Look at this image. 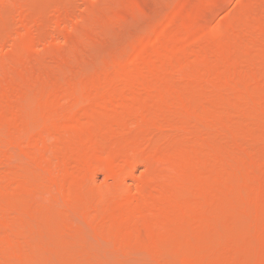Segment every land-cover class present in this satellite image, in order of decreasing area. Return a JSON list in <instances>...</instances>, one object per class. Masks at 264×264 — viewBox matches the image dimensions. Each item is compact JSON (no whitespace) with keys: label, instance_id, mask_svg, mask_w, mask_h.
<instances>
[{"label":"bare ground","instance_id":"bare-ground-1","mask_svg":"<svg viewBox=\"0 0 264 264\" xmlns=\"http://www.w3.org/2000/svg\"><path fill=\"white\" fill-rule=\"evenodd\" d=\"M22 1L0 0V22L9 2L17 15L0 24V264H218L222 233L247 243L239 212L264 192V0H241L214 28L226 0H182L191 19L163 15L90 77V47L111 22L146 17L141 2L42 14ZM53 45L50 60L33 57Z\"/></svg>","mask_w":264,"mask_h":264},{"label":"rangeland","instance_id":"rangeland-1","mask_svg":"<svg viewBox=\"0 0 264 264\" xmlns=\"http://www.w3.org/2000/svg\"><path fill=\"white\" fill-rule=\"evenodd\" d=\"M36 1L33 0V2L36 3L33 6L34 10L37 13H42V14L48 13L51 10V8L54 5H56L57 3L69 2V0H47V3H46V0H36ZM112 1L113 0H111V3H113ZM126 1H128V0H126ZM136 1H140L141 4L143 5V7L148 12L147 14H145L146 17L143 15V16H140L137 18H134V17L132 19L129 18L130 20L129 19L128 20H125V19H123V20L119 19L118 20L117 19L118 21L115 20L114 22H111V24H109V27H111V28H109V31H107V33L104 32L105 38H106V36L108 37V40L106 38V41H108V42H104L106 45L105 44L94 45V47H90V48H92V50L90 51L89 56H92V59L89 62L85 63L84 68L82 70V74L84 73L83 75L85 77H90L94 74L100 73V70L101 71L105 70L104 69L105 66H107L111 62L118 60L120 57H122V55L125 54L124 52H128L129 49L130 50L133 49L134 46L139 43V41H141L146 36L148 37L151 34L153 27H155V25L159 22L158 20L161 19L160 21H163L166 19L165 16L168 17V15L170 16V14L175 15V13L176 12L178 13V11H181L184 16L188 15V12L185 13L186 10L188 11L187 7H185V5H182L183 3L181 4V2H183L182 0H152V1H148L149 3H146V1H144V0H136ZM22 2H24V1H22ZM25 2H26V0H25ZM28 2H30V1H27V3ZM82 2H83L82 0H71L69 4L72 3L73 5H75V7L77 9H79V10L82 9L81 11L84 12V10L86 8L84 7V9H83V6H85V4H84V2L83 3ZM103 2H104L103 0H94V1L91 0V2L88 4V6L92 7L94 5L95 6L101 5V7H104V6H102ZM143 2H145L147 5L144 4ZM150 2H152V3H150ZM9 3H10V5H12L11 2H9ZM78 3L80 4V7H79ZM241 3H242L241 0H226V2L221 7H219L217 10L214 11L215 13L213 12L212 15L209 16V20H210L209 22H211V23H209V25H212L210 27L224 25V23H225V22L223 23L224 18H226V16H228L229 13L230 14L234 13L235 11L240 9ZM149 4H151V5H149ZM7 5L5 4L3 6L4 7L3 8L4 19L3 20L1 19V22H0L2 27L7 26L9 22H14L13 20L17 16L14 9L11 6H7ZM109 5H110V3H109ZM182 6H184L183 7L184 9L181 8ZM237 6H240V7L237 9ZM234 7H236V8H234ZM99 9H100V7H99ZM95 10L98 11V8ZM102 10H103V8L101 9V11ZM183 10H185V11H183ZM97 11H95V12H97ZM99 12H97L96 16H98V14L103 13V12H100V13ZM213 14H214V16H213ZM163 15H165V16L163 17ZM174 15H173V17H174ZM9 16H11V17H9ZM13 16H15V17H13ZM100 16L102 17V14ZM211 17L213 19H211ZM187 18L191 19L189 16H187ZM187 18L185 19V21H187ZM225 20H227V19H225ZM133 25H135V26H133ZM116 26H118V28H116ZM149 27H150V29H148ZM107 29H108V27H107ZM112 30H114V34H113ZM121 32H123V34ZM128 42H130V43H128ZM60 43L62 45V41ZM56 45H58V44H56ZM124 45H126V46H124ZM54 46L55 45H53V47H50V49L47 48V49H49V50L46 49L47 51L44 49V52L46 54L43 52V48L39 47V49L34 52L33 57H37V59H38V57L39 58L41 57V59H45L48 57L47 59L50 60L51 59L50 57H53L52 54L54 55L55 51H56V54H58L59 51L57 52V49L62 47V46L58 45L59 46L58 48L57 47L54 48ZM189 46L194 47L193 45L192 46L189 45ZM49 53H50V55H49ZM27 55H28V53H27ZM29 56H31V55H29ZM109 61H111V62H109ZM44 62H46V61H44ZM97 71H99V72H97ZM94 72H96V73H94ZM86 75H90V76H86ZM61 77L59 76V78H60L59 80H62ZM63 80H65V78ZM60 82L63 83V82H66V80L63 82L62 81H60ZM43 85H46V83H44ZM52 85L53 84H51L52 88L55 87ZM37 125H39L37 122L35 124H32L33 129H36ZM135 171H136L135 172V175H136L135 180L142 178L141 176L143 174L146 175L145 173L147 172L146 168L144 166H138ZM135 180L134 179L133 180L127 179V181H125L126 182L125 186L123 185L124 189L126 187H127V189L134 187L135 186ZM93 182H94L93 187L97 191L102 192L103 194L109 193L112 190L113 184H114L113 180L108 179L103 173L96 174ZM116 201H118V200H116ZM113 203L116 204V206L118 205V203H116L115 201ZM120 203H121V201H120ZM239 215H240L239 218L242 219L241 221L247 222V224H248L244 229L239 230V231L244 233V234H247L250 238L249 241L247 243L241 245L238 248L237 247L238 246V236L237 235H235V236H224V233H222L221 236L218 237L214 241L213 245L211 246L210 250L213 252V256H214L213 260L218 262V264H264V192H261L259 194V198L257 197V199L254 202L250 203L248 206H246L242 210H240ZM57 222H58V214L53 213L52 214V220L50 223L52 225H55ZM226 229H227L226 226H223L221 228L222 231H226ZM121 236L122 235L116 234L115 239H118ZM58 240H59V237H58L57 241ZM103 247L105 248V250H111L112 244H110V243L106 244L105 243ZM64 252L69 254L67 251H64ZM61 253H63V251ZM64 254L65 253L62 254L63 256L60 255L62 260H66L64 258H66V256H68L66 254H65L66 256H64ZM69 256H70V259L72 260L73 258L71 257V255H69ZM45 257H46V255H45ZM52 257H53L52 260L49 262L50 264H54L53 262H55V259H58V257L55 258L56 255H53ZM45 260H46V258H43L39 262H41V264H44V263L49 264ZM58 261L56 260V264H60L61 260H58ZM67 261H69L68 264H74L73 262H71L69 260V258L67 259ZM64 264H66V263H64ZM75 264H77V263H75ZM117 264H152V263L151 262L149 263V261L147 259H143L141 261L140 259H137V258H135V259L134 258H132V259L125 258V259L121 260L120 263H117ZM199 264H207V263H199Z\"/></svg>","mask_w":264,"mask_h":264}]
</instances>
